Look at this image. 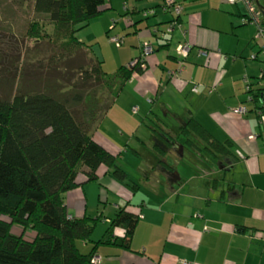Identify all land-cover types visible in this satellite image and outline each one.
<instances>
[{"label": "crops", "instance_id": "1", "mask_svg": "<svg viewBox=\"0 0 264 264\" xmlns=\"http://www.w3.org/2000/svg\"><path fill=\"white\" fill-rule=\"evenodd\" d=\"M195 1L176 0L182 11V23L169 39L160 41L168 46L147 58L149 70L129 81L112 106L132 110L133 114L137 111V115L143 113V119L151 116L159 119V112H165L177 125L169 128L172 134L167 136L174 143L170 144L168 153L160 152L167 147V139L156 138L155 145L146 147L144 168L137 169L143 175L141 182H148L156 193V201L150 196V202L137 204L124 186L118 191L125 204L131 202V210L140 205L143 209L131 251L115 246L100 247L97 256L101 264H264V126L260 122L264 109L258 108L264 102L255 104L249 90H264V66L256 64L264 43L258 39L257 26L250 23L246 3L244 14L230 13L232 18L228 16L223 23L221 15L209 10L206 2ZM213 1L209 2L211 6ZM106 2L114 10V1ZM239 2L230 4L227 0L233 7ZM161 3L135 5L132 11L127 8L125 16L130 22L126 21V25L136 38L131 39V48L121 54V59L114 56L109 61V70L106 58L99 57L108 74H114L123 63L128 66L141 58L136 50L141 54L140 46L144 42L160 47L151 29L159 25L165 31L172 18ZM254 4L264 9V0H255ZM141 12H151L147 18H152L144 21L141 16L134 17ZM105 22L107 30L111 22ZM135 23L137 26L133 27ZM247 23L253 26L247 27ZM176 30L179 31L176 52L180 46H186L189 48L186 56L177 52L179 57H176L170 52ZM95 51L92 49L98 57ZM124 95H129V99L122 101ZM164 97L169 100H163ZM239 109L246 111L239 113ZM190 135L193 147L185 141L190 140ZM101 145L113 154H124L115 143L110 147ZM203 148L208 153L203 154ZM194 149H198L196 155L200 160L192 154ZM186 156L193 161L186 162L184 178L178 176L175 166L178 168ZM202 156H205L203 160ZM157 170L158 176L152 178L149 171ZM102 175L111 176L108 168L100 167L98 181ZM163 188L167 194L161 195ZM65 197L70 217H90L85 186L68 192ZM119 205L116 203V207ZM97 214V217L102 215L101 222L106 228L111 218ZM122 234L123 230L117 231L118 236ZM101 237L100 234L94 239Z\"/></svg>", "mask_w": 264, "mask_h": 264}, {"label": "trees", "instance_id": "2", "mask_svg": "<svg viewBox=\"0 0 264 264\" xmlns=\"http://www.w3.org/2000/svg\"><path fill=\"white\" fill-rule=\"evenodd\" d=\"M10 4L32 15L27 39L47 44L53 54L47 70L33 72L19 54L11 67L4 66L6 53L0 51V264H93L100 247L131 251L141 205L136 210L130 201L119 205L95 240L102 215L70 217L65 195L98 182L102 166L131 195L140 189L117 164L120 154L96 141L94 127L124 86L149 70L148 61L108 74L93 46L78 39L79 30L111 11L106 0H0L2 9L15 14ZM173 19L182 23L181 14L168 25ZM158 26L151 29L160 43L153 54L168 46L160 42ZM249 90L255 104L264 102V90ZM191 139L185 141L193 147Z\"/></svg>", "mask_w": 264, "mask_h": 264}, {"label": "rangeland", "instance_id": "3", "mask_svg": "<svg viewBox=\"0 0 264 264\" xmlns=\"http://www.w3.org/2000/svg\"><path fill=\"white\" fill-rule=\"evenodd\" d=\"M113 1L114 10L107 12L106 15L100 19L93 20L91 25L79 30L77 33L79 40L85 39V41H81L94 45L92 49L96 50L95 53L98 57L104 56L106 58L107 70L110 69L109 61L112 60L114 56L121 59V54H124L125 50H130L131 39L136 38L133 37V35H135L133 30L126 25V21L128 24L130 22V20L128 21L125 16L126 9L128 8L132 11L135 5L142 7V5L151 6L156 5L157 2L161 3L159 0H141L140 2H137V0ZM210 1L211 0H196L195 2H206V5H208L206 7H208L209 10L216 15H221L223 23L227 21L230 13L234 12L238 15V13L244 14L247 11L245 3L242 1L239 2L238 6L234 5V7L229 5L227 0H214L212 6L209 4ZM161 4H163V1ZM220 4L221 8H217V5ZM4 8L6 9V6ZM5 9L0 7V51L6 53L3 56V62H6L4 66L7 65V67H11L12 64L10 62L14 63L15 57H18L19 54L24 60L23 66L27 68V71L30 69L32 71H41L40 68L47 70L53 54L52 49L44 43L35 44L33 40H28L25 35L32 20V15L28 14V11H24L20 7L13 5L12 9L15 14H10V12ZM142 13L143 12L139 15H134V17L139 18L141 16V18H144V14ZM229 18L231 19L232 16H229ZM99 20H101V23H98ZM105 20H107V22L110 20L111 22V25L107 28V30L104 29L106 23ZM233 21L236 22L234 18ZM246 26L248 27L253 25L247 23ZM174 34L175 36L171 44L170 52L176 57H179L176 52L179 31ZM113 37L124 38L126 40V44L119 47L115 43H111V38ZM115 52H118V54ZM136 52L138 57H140V51L136 50ZM162 54L165 55V53ZM255 55L257 54H254V56ZM258 56L260 57V61L256 62V64H262L264 66V56L262 53H259ZM251 58L253 57L251 56ZM39 64H42V67H39ZM123 65L127 66L125 63H123ZM121 66L122 65H120L118 69ZM105 72L107 71L105 70ZM73 77L74 80L77 79L78 73H76ZM128 96L129 95L122 96L121 100H128ZM167 99L168 98L165 97L163 98V100ZM108 111H111V113H108ZM137 114V111L133 114L132 110L128 111L127 109L119 108L118 106L116 108H110L106 112L104 111V113H102V117L97 121L94 127V134H96L95 137L98 141L107 147H110L111 144L115 143L120 149H123L124 154L118 158L117 164L127 173L130 183L134 180L137 184H139L140 189L136 192V194H133L132 200L134 203L140 204L143 202H150L151 200L156 201V193H153L151 186L148 185V182H145L144 180L141 182L143 175L137 171L140 167L144 168L142 162L146 161V147H152L155 144V138L162 139V135H169V133L161 134V129L157 130L159 122L165 126L167 125L168 128L177 125V122L172 117L165 115V112H159V119L154 116H151L149 119H143L145 114ZM189 150L190 149H188V153H191ZM202 150H204L202 151L204 152L203 154L208 153L205 148ZM137 152H141L142 155L140 157L139 155L137 156ZM198 152V149H194L192 154L195 158H197V160H200V156L196 155ZM203 158H205V156H202V160ZM190 160L189 156H186V158L182 160L183 163L178 165V168L175 166L178 176L184 175V178H186L187 175L184 168L186 162L188 161L187 163H189ZM157 173L158 170L154 172L149 171L152 178L157 177ZM84 186L90 199L88 212L92 218L97 217V212L103 213L104 217L114 218L117 212L116 203H120L121 206L125 204L124 198L118 194V191L121 190L123 183L116 179L113 175H102L100 176V180L98 182L88 183ZM165 193L167 194V191L163 188L161 195ZM150 196H153L151 200ZM141 208L143 209V206ZM102 224V222L98 223L94 238L100 236V234L102 236L104 229H106Z\"/></svg>", "mask_w": 264, "mask_h": 264}, {"label": "built area", "instance_id": "4", "mask_svg": "<svg viewBox=\"0 0 264 264\" xmlns=\"http://www.w3.org/2000/svg\"><path fill=\"white\" fill-rule=\"evenodd\" d=\"M165 3V7L167 9H170L172 18L175 16H179L181 14V8L177 4L176 0H163ZM239 1H243L247 4L248 8V16L253 24H255L258 28V39H262L264 43V9L255 6L254 2L250 0H228L230 4H237ZM151 14V12H146L144 15L148 17ZM174 20V19H173ZM179 25V23L174 20L172 23L168 26V28L165 31L159 32V35L163 38V40L169 39L170 35L173 34L175 28ZM111 43H115L117 46H122L123 39L118 37L111 38ZM141 58L134 60L131 62L128 67L133 68L135 67L139 62H143L144 59H147L151 54L154 52V46L153 44L149 42H144L141 46ZM181 56H186L189 53V48L186 46H180L177 51ZM262 55L264 56V45L261 50ZM177 73H175L176 75ZM245 109H239V113H244ZM260 122L264 126V110L260 113ZM100 259L98 257H94L93 261L96 263Z\"/></svg>", "mask_w": 264, "mask_h": 264}, {"label": "water", "instance_id": "5", "mask_svg": "<svg viewBox=\"0 0 264 264\" xmlns=\"http://www.w3.org/2000/svg\"><path fill=\"white\" fill-rule=\"evenodd\" d=\"M159 129H161L160 130L161 134H164V133L172 134L171 130L168 128V126L167 125L165 126L164 124H161V122H159V125L157 127V130H159ZM163 137L168 140L169 144L173 145L174 142L172 141V139H169V137L167 135H164ZM182 152H183V146H181V154H182Z\"/></svg>", "mask_w": 264, "mask_h": 264}, {"label": "flooded vegetation", "instance_id": "6", "mask_svg": "<svg viewBox=\"0 0 264 264\" xmlns=\"http://www.w3.org/2000/svg\"><path fill=\"white\" fill-rule=\"evenodd\" d=\"M154 140L156 141V138H155ZM165 143H166V145H165V146H167V147H165V150H163V149H160V152H161V153H164V154H167V153H168V151H169V150H170V148H171V147H170L171 145L169 144V142H168L167 140H166V142H165ZM154 145H155V144H154ZM166 165H167V164H166Z\"/></svg>", "mask_w": 264, "mask_h": 264}, {"label": "bare ground", "instance_id": "7", "mask_svg": "<svg viewBox=\"0 0 264 264\" xmlns=\"http://www.w3.org/2000/svg\"><path fill=\"white\" fill-rule=\"evenodd\" d=\"M94 257H98L100 260H99L98 262L95 263V262L93 261V258H94ZM94 257L92 258V263H93V264H101V258H100L99 256H97V255H95Z\"/></svg>", "mask_w": 264, "mask_h": 264}]
</instances>
